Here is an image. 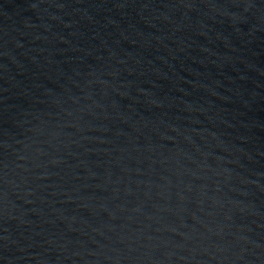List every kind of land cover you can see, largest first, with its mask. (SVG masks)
<instances>
[{
    "label": "water",
    "instance_id": "95a60500",
    "mask_svg": "<svg viewBox=\"0 0 264 264\" xmlns=\"http://www.w3.org/2000/svg\"><path fill=\"white\" fill-rule=\"evenodd\" d=\"M0 264H264V0H0Z\"/></svg>",
    "mask_w": 264,
    "mask_h": 264
}]
</instances>
